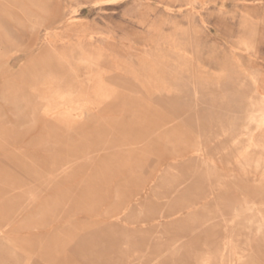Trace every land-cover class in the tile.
Wrapping results in <instances>:
<instances>
[{
  "label": "rangeland",
  "instance_id": "374dc122",
  "mask_svg": "<svg viewBox=\"0 0 264 264\" xmlns=\"http://www.w3.org/2000/svg\"><path fill=\"white\" fill-rule=\"evenodd\" d=\"M0 76V264H264V0H0Z\"/></svg>",
  "mask_w": 264,
  "mask_h": 264
},
{
  "label": "bare ground",
  "instance_id": "6f19581e",
  "mask_svg": "<svg viewBox=\"0 0 264 264\" xmlns=\"http://www.w3.org/2000/svg\"><path fill=\"white\" fill-rule=\"evenodd\" d=\"M84 2H85V1H84ZM99 3H100V2H99ZM22 14H23V12H22ZM18 15H20V14H18ZM60 15H61V14H60ZM18 17H19V16H18ZM22 17H23V16H22ZM19 18H20V17H19ZM25 18H26V17H25ZM60 18H61V17H60ZM22 19H23V18H22ZM47 22H48V21H47ZM51 24H52V23H51ZM51 24H50V25H51ZM26 25H27V24H26ZM54 25H55V24H54ZM27 26H28V25H27ZM42 27H43V26H42ZM50 29H51V28H50ZM53 30H54V29H53ZM53 30H52V31H53ZM47 31H48V30H47ZM37 32H38V31H37ZM51 33H52V32H51ZM51 33H50V34H51ZM29 38H30V37H29ZM25 40H26V38H25ZM223 40H224V39H223ZM26 42H27V40H26ZM19 46H20V45H19ZM244 53H245V52H244ZM13 54H14V53H13ZM18 54H19V53H18ZM18 54H17V55H18ZM9 56H10V55H9ZM9 56H8V58H9ZM8 58H7V59H8ZM5 59H6V58H5ZM84 60H85V59H84ZM84 64H85V63H84ZM7 68H8V67H7ZM9 71H10V70H9ZM43 71H44V70H43ZM44 72H45V71H44ZM40 73H41V72H40ZM48 73H49V72H48ZM247 73H248V72H247ZM250 73H251V71H250ZM36 75H37V74H36ZM49 75H50V74H49ZM38 76H39V75H38ZM41 76H42V75H41ZM0 77H1V76H0ZM3 77H4V76H3ZM251 78H252V77H251ZM253 78H254V77H253ZM253 78H252V79H253ZM0 79H1V78H0ZM48 79H49V78H48ZM1 80H2V79H1ZM253 80H254V79H253ZM57 81H58V80H57ZM254 82H255V81H254ZM256 82H257V81H256ZM255 84H256V83H255ZM256 85H257V84H256ZM99 87H100V86H99ZM98 89H100V88H98ZM256 89H257V88H256ZM263 90H264V89H263ZM55 94H56V93H55ZM65 94H66V93H65ZM70 94H71V93H70ZM72 94H73V93H72ZM260 95H261V94H260ZM38 98H39V97H38ZM6 99H7V98H6ZM51 99H52V98H51ZM29 100H30V99H29ZM40 100H41V99H40ZM36 101H37V100H36ZM42 102H43V101H42ZM56 102H57V101H56ZM260 102H261V106L258 105V106H260V107L254 111V114H251V115L248 116V120H249V122H251V123H255V124H256V130H258L257 127H259L260 129H261V128H264V96L262 97V99H261ZM2 103H3V102H2ZM73 103H74V102H73ZM79 104H80V103H79ZM1 105H2V104H1ZM3 105H4V104H3ZM62 105H63V104H62ZM249 105H252V104H249ZM4 106H5V105H4ZM84 106H85V105H84ZM253 106H254V105H253ZM9 107H10V106H9ZM88 107H89V106H88ZM113 107H114V106H113ZM117 107H118V106H117ZM254 107H255V106H254ZM7 108H8V107H7ZM58 108H59V107H58ZM78 108H79V107H78ZM81 108H82V107H81ZM5 109H6V108H5ZM62 109H63V108H62ZM6 110H7V109H6ZM9 110H10V109H9ZM70 110H71V109H70ZM70 110H69V111H70ZM64 111H65V110H64ZM69 111H68V112H69ZM77 111H78V109H77ZM58 112H59V111H58ZM80 112H81V111H80ZM80 112H78V113H80ZM110 112H111V111H110ZM6 113H7V112H6ZM14 113H15V112H14ZM44 113H45V112H44ZM131 113H132V112H131ZM15 114H16V113H15ZM21 114H22V113H21ZM26 114H27V113H26ZM69 114H70V112H69ZM136 114L138 115V113H136ZM23 115H24V114H23ZM44 115H45V114H44ZM46 115H47V114H46ZM73 116H74V115H73ZM11 117H12V116H11ZM74 117H75V116H74ZM104 117H105V116H104ZM17 118H18V117H17ZM78 118H79V117H78ZM79 121H80V120H79ZM251 123H250V125H251ZM39 125H40V124H39ZM246 127H247V126H246ZM246 127H244V128H246ZM248 127H249V126H248ZM248 129H250V128H248ZM262 130H263V129H262ZM183 132H184V131H183ZM255 132H257V131H255ZM242 133H243V132H242ZM242 133H241V134H242ZM244 133H245V132H244ZM247 134H248V136H250V137H249V143H250L251 145L259 144L258 141H257V142H254L256 139H255L254 141H253V139H252L253 137H256V136H253V137H252V135H253L254 133L252 134L251 132H248V131H247ZM247 134H244V135H247ZM254 135H255V134H254ZM262 135H263V134H262ZM241 136H242V135H241ZM258 136H259V135H258ZM224 137H225V136H224ZM262 137H263V136H262ZM238 138H240V137H238ZM263 138H264V137H263ZM214 139H215V138H214ZM220 139H221V138H220ZM222 139H223V138H222ZM217 140H218V139H217ZM234 140H236V139H234ZM236 141H237V140H236ZM259 142L261 143L262 141H259ZM210 143H211V142H210ZM212 143H213V142H212ZM234 143H235V142H234ZM237 143H238V142H237ZM249 143H248V144H249ZM210 145H211V144H210ZM234 145H235V144H234ZM259 145H260V144H259ZM259 145H258V146H259ZM252 148H254V146H253ZM199 149H200V148H199ZM202 149H203V148H202ZM202 149H201V150H202ZM223 150H224V149H223ZM250 150H251V149H250ZM250 150H247V151H250ZM197 151H198V150H197ZM247 151H245L246 154L243 155L242 158H241V156H240L239 159L242 161V162H240V165H241V163L243 164V160L245 161V160L248 159V157H246V155H247ZM263 151H264V150H263ZM195 152H196V151H195ZM199 152H200V153H199ZM199 152H197V153H199V155H200L201 153L203 154L204 151L202 150V152H201V151H199ZM202 154H201V155H202ZM220 154H221V153H220ZM243 154H244V153H243ZM0 155H1V153H0ZM195 155H196V153H195ZM239 155H240V154H239ZM152 156H153V155H152ZM261 156H262V157H261ZM261 156L256 157V158H252L253 162L255 163V162H257L258 160H264L263 155H261ZM204 157H205V155H204ZM238 157H239V156H238ZM1 158H2V157H1ZM1 158H0V159H1ZM196 158H197V157H196ZM236 158H237V156H236ZM199 159H200V158H199ZM233 159L235 160V157H234ZM242 159H243V160H242ZM173 160H174V159H173ZM173 160H172V161H173ZM205 160H206V159H205ZM209 160H210V159H208V161H209ZM201 161H202V160H200V161L198 160V164H199V162H201ZM206 161H207V160H206ZM238 161H239V160H238ZM238 161H237V163H238ZM202 162H203V161H202ZM202 162H201V164H202ZM209 162H211V161H209ZM209 162H207V163H209ZM227 162H228V161H227ZM234 162H235V161H234ZM204 163H205V162H204ZM215 163H216V162H215ZM231 163H232V162H231ZM237 163H236V164H237ZM254 163H253V164H254ZM198 164H196V166H197ZM205 164H206V163H205ZM211 164H212V162H211ZM220 164H221V163H220ZM236 164H235V165H236ZM203 165H204V164H203ZM209 165H210V163L207 165V167H208ZM215 165H216V164H215ZM221 165H222V164H221ZM247 165H252V164H246V163H244V164L242 165V167H243V166L245 167V166H247ZM254 165H255V166H254V167H251V168H253L254 171H256V170L258 169V170H257V171H258L257 174H261V175H262V178H259L260 176H258V175H256L258 178H257L256 176H255V178H254V175L252 174L253 176L250 178V182L247 181V182H249V183H247V184L249 185V189L251 188L252 192H254V190H255V192H256V191H258L260 188L262 189V186H264V169H263L262 165L259 164V162L255 163ZM159 166H160V165H159ZM204 166H205V165H204ZM211 166L214 167V161H213V164L209 166L208 171L212 168ZM217 166H219V164H218ZM217 166H215V168L218 169ZM225 166H226V165H224V167H225ZM202 167H203V166H202ZM235 167L238 168V166H235ZM239 167H240V166H239ZM242 167H240V168H238V169H241ZM244 167H243V168H244ZM248 167H249V166L245 167V170H246V168H248ZM255 167H256L257 169H255ZM139 168H140V167H139ZM141 168H142V167H141ZM215 168H214V170H215ZM206 169H207V168H206ZM220 169H222V168H220ZM259 169H260V171H259ZM214 170L212 169V172H213ZM248 170H250V167H249V169H247V170L245 171V173H244V172H242V171H244V170L242 169L241 172L244 173V174H242L241 176H239V175L236 173V176H235V177H236V180L238 181V183H239V182H240V183H241V182H245L244 179L246 180V173H247V175H249L250 173H252V171H251V172L249 171L250 173L248 174V172H247ZM210 171H211V170H210ZM218 171H219V169L217 170V173H218V175H219L220 172H218ZM220 171H221V170H220ZM223 171H224V169H223ZM176 172H177V171H176ZM230 172H231V171H230ZM230 172H229V173H230ZM207 173H208V172H207ZM210 173H211V172H210ZM231 173H232V172H231ZM255 173H256V172H255ZM255 173H254V174H255ZM159 174H161V173H159ZM178 174H179V173H178ZM226 174H227V172H226ZM226 174H225V175H226ZM232 174H233V173H232ZM232 174H227V175H226V176H228L227 178H228V179H233V178H235L234 176L231 177ZM211 175H212V174H211ZM211 175H210V176H211ZM233 175H234V174H233ZM237 175H238L239 177H238ZM208 176H209V175H208ZM249 176H251V175H249ZM237 177H238V178H237ZM222 179H223V178H222ZM222 179L220 178V180H222ZM247 179H248V177H247ZM223 180H224V179H223ZM223 180H222V181H223ZM222 181H221V182H222ZM232 181H233V180H232ZM228 183H230V182H228ZM233 183H234V182H233ZM236 183H237V182H236ZM240 183H239V184H240ZM153 184H154V183H153ZM242 184H243V183H242ZM244 184H245V183H244ZM218 185H221V184H218ZM223 185H224V184H223ZM223 185H222V186H223ZM229 185H230V184H229ZM230 186H231V185H230ZM235 186H236V184H235ZM224 187H225V186H224ZM223 189H224V190H225V189L227 190L228 188H223ZM236 190H237V189H236ZM213 193H214V192H213ZM254 195H255V194H254ZM172 196H173V195H172ZM207 196H209V194H208ZM207 198H209V197H207ZM201 201H203V199H202ZM206 201H207V200H206ZM209 201H210V199H209ZM255 201H256V200H255ZM115 202H116V201H115ZM210 202H211V201H210ZM201 203H202V202H201ZM201 203H200V204H201ZM194 205H195V206H194ZM204 205H205V203H204ZM208 205H209V203H208ZM208 205H207V206H208ZM263 205H264V204H263ZM193 206L196 207V204H193ZM260 206H261V205H260ZM190 207H192V206H190ZM194 207H192V208H194ZM256 207H257V206H256ZM188 208H189V206H188ZM198 208H199V206H198ZM259 208H260V207H259ZM252 209H253V208H252ZM163 211H164V210H163ZM257 211H258V210H257ZM260 211H261V209H260ZM260 214H261V213H260ZM260 214H259V215H260ZM82 216H83V215H82ZM177 216H178V215H177ZM252 217H254V216H252ZM261 219H263V218H261ZM261 219L256 221V224L258 225V226H257L258 228H256V229L258 230V234H261V233L263 232V228H264V223H263V220H264V219H263L262 221H261ZM252 220H253V219H252ZM120 222H121V221H120ZM124 224H125V223H124ZM0 231H1V230H0ZM252 234H253V233H251V235H252ZM254 235H255V234H254ZM256 236H257V235H256ZM263 236H264V235H260L261 238H262ZM254 237H255V236H254ZM254 237H253V238H254ZM260 237H259V238H260ZM263 238H264V237H263ZM255 239H256V237H255ZM251 240H252V239H251L250 236H249V238L247 239V242H249V244H250V241H251ZM259 240H260V239H259ZM259 240H258V241L255 240V241H256L255 244H256L257 242L259 243ZM261 240H263V239H261ZM252 241H253V242H251V243L253 244V243H254V240H252ZM258 243H257V244H258ZM249 244H248L247 246H249ZM253 245H254V244H253ZM243 248H246V247H243ZM245 250H246V249H245ZM225 251H226V249H225ZM243 251H244V249H243ZM243 251H242V252H243ZM246 251H247V250H246ZM242 252H241V254H242ZM235 253H236V252H235ZM243 253H244V252H243ZM255 253H256V252H255ZM135 254H136V253H135ZM237 254H239V253H237ZM244 254H245V253H244ZM244 254H243V255H238V258H239L240 260H242V261H243L244 258L248 257L247 253H246V255H247L246 257H245ZM222 256H223V255H222ZM250 257H251V256H250ZM234 261H235V260H234ZM245 261H246V260H245ZM245 261H243V262H245Z\"/></svg>",
  "mask_w": 264,
  "mask_h": 264
}]
</instances>
